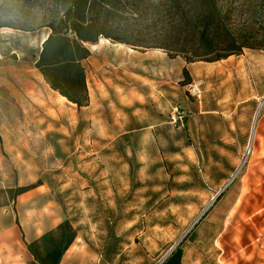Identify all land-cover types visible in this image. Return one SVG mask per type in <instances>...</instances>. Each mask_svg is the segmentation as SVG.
I'll use <instances>...</instances> for the list:
<instances>
[{
  "label": "rangeland",
  "instance_id": "obj_1",
  "mask_svg": "<svg viewBox=\"0 0 264 264\" xmlns=\"http://www.w3.org/2000/svg\"><path fill=\"white\" fill-rule=\"evenodd\" d=\"M72 7L97 38L81 108L34 66ZM251 51L264 52V0H0V264H206L211 197L261 178L252 128L240 152L217 137L229 86L264 90V67L239 72Z\"/></svg>",
  "mask_w": 264,
  "mask_h": 264
},
{
  "label": "crops",
  "instance_id": "obj_2",
  "mask_svg": "<svg viewBox=\"0 0 264 264\" xmlns=\"http://www.w3.org/2000/svg\"><path fill=\"white\" fill-rule=\"evenodd\" d=\"M241 56L242 58L238 61L239 72L244 71L247 75L248 72L256 71L257 64L260 66L259 71L264 67V52L251 51ZM233 62L234 60L228 56L224 65ZM211 66L207 71L214 70V65L211 64ZM252 76H258L261 79L264 77L261 73L252 74ZM228 90L229 101L228 103L225 101L221 109L224 126L217 137L218 140L230 145L237 142V151L240 152L249 142L253 118L256 111L258 113L260 105L257 95L264 90L253 88L251 81L250 84L238 88L229 86ZM242 94L245 95L242 96ZM101 96L106 98L108 95L102 91ZM118 99V104L126 108L128 102L123 101L122 97ZM111 109L114 108L111 107ZM207 113L216 115L217 110L213 108ZM258 114L260 115L255 120L253 143L250 149L256 165L250 170L261 178L242 183L236 196L229 197L228 191L222 194L219 191L220 193L211 197V202L209 201L211 208L205 223L208 235L206 264H264V111ZM210 136L211 142H214V130ZM71 245L72 242L69 240L66 246ZM192 264H198V262L192 260Z\"/></svg>",
  "mask_w": 264,
  "mask_h": 264
},
{
  "label": "trees",
  "instance_id": "obj_3",
  "mask_svg": "<svg viewBox=\"0 0 264 264\" xmlns=\"http://www.w3.org/2000/svg\"><path fill=\"white\" fill-rule=\"evenodd\" d=\"M47 26L50 32L41 44L34 66L51 89L77 108L85 107L89 94L84 63L90 56L87 44L96 42V34L91 33V24L78 15L75 7ZM244 48L250 47L226 49L225 56L239 54Z\"/></svg>",
  "mask_w": 264,
  "mask_h": 264
},
{
  "label": "bare ground",
  "instance_id": "obj_4",
  "mask_svg": "<svg viewBox=\"0 0 264 264\" xmlns=\"http://www.w3.org/2000/svg\"><path fill=\"white\" fill-rule=\"evenodd\" d=\"M17 80H18V84H19V86L21 88L20 90H22L24 94L28 95V98H29V96L30 97H32V96L33 97H36V96L41 97L42 94H41L38 86H36V84L33 83L34 81L32 82L31 80H29L28 77H25V75L23 77L22 76H18ZM61 98L65 99L64 97H61ZM41 101H42V99H41ZM257 116H258L257 114L254 116L253 124L255 123V120H256ZM253 128H254V126H252L251 141H252V138H253ZM248 152H250V150Z\"/></svg>",
  "mask_w": 264,
  "mask_h": 264
},
{
  "label": "built area",
  "instance_id": "obj_5",
  "mask_svg": "<svg viewBox=\"0 0 264 264\" xmlns=\"http://www.w3.org/2000/svg\"><path fill=\"white\" fill-rule=\"evenodd\" d=\"M197 86H198L197 84L191 85V89L194 92V94H197L198 95L199 89H198ZM182 117L183 116L178 113V114H176V115L173 116V121L181 122L182 121Z\"/></svg>",
  "mask_w": 264,
  "mask_h": 264
}]
</instances>
